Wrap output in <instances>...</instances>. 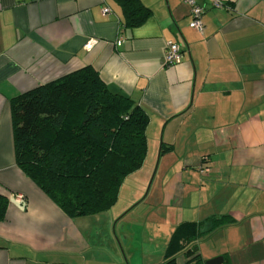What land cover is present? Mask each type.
<instances>
[{
	"label": "crops",
	"instance_id": "0c3cea01",
	"mask_svg": "<svg viewBox=\"0 0 264 264\" xmlns=\"http://www.w3.org/2000/svg\"><path fill=\"white\" fill-rule=\"evenodd\" d=\"M139 1L129 27L119 0H0V264H161L177 225L213 217L204 264H264V0H195L203 32L183 0ZM87 66L145 110L147 152L109 210L70 219L16 166L9 102Z\"/></svg>",
	"mask_w": 264,
	"mask_h": 264
},
{
	"label": "trees",
	"instance_id": "16d2710c",
	"mask_svg": "<svg viewBox=\"0 0 264 264\" xmlns=\"http://www.w3.org/2000/svg\"><path fill=\"white\" fill-rule=\"evenodd\" d=\"M119 1L126 26L148 17L139 0ZM9 110L16 166L70 219L109 210L124 179L144 163L147 113L109 90L90 66L17 95ZM7 203L0 194V222ZM227 222L213 217L180 223L161 264H175L183 251L186 264H204L193 244Z\"/></svg>",
	"mask_w": 264,
	"mask_h": 264
},
{
	"label": "built area",
	"instance_id": "2783aa9c",
	"mask_svg": "<svg viewBox=\"0 0 264 264\" xmlns=\"http://www.w3.org/2000/svg\"><path fill=\"white\" fill-rule=\"evenodd\" d=\"M184 3H186L190 8V16L191 20L189 22V28L197 31V32H203L204 26L202 22V15H203V8L197 4L195 0H183ZM218 5V4H216ZM108 8H103L102 13L108 14L109 13ZM86 48H89V43L86 45ZM181 61V51L178 44L169 41L166 43L165 46V64L166 66H171L178 64ZM200 172L205 174L207 172L206 169H201ZM18 200L21 199V196H16Z\"/></svg>",
	"mask_w": 264,
	"mask_h": 264
},
{
	"label": "water",
	"instance_id": "95a60500",
	"mask_svg": "<svg viewBox=\"0 0 264 264\" xmlns=\"http://www.w3.org/2000/svg\"><path fill=\"white\" fill-rule=\"evenodd\" d=\"M205 264H223V258L216 257V258L206 261Z\"/></svg>",
	"mask_w": 264,
	"mask_h": 264
},
{
	"label": "rangeland",
	"instance_id": "374dc122",
	"mask_svg": "<svg viewBox=\"0 0 264 264\" xmlns=\"http://www.w3.org/2000/svg\"><path fill=\"white\" fill-rule=\"evenodd\" d=\"M123 200H125V199H123ZM122 202V201H121Z\"/></svg>",
	"mask_w": 264,
	"mask_h": 264
}]
</instances>
